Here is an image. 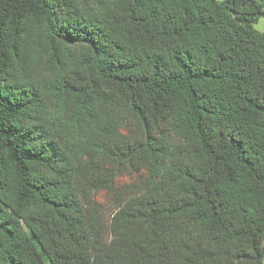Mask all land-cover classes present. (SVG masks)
Listing matches in <instances>:
<instances>
[{"label": "trees", "instance_id": "obj_1", "mask_svg": "<svg viewBox=\"0 0 264 264\" xmlns=\"http://www.w3.org/2000/svg\"><path fill=\"white\" fill-rule=\"evenodd\" d=\"M264 0H0V264H264Z\"/></svg>", "mask_w": 264, "mask_h": 264}, {"label": "rangeland", "instance_id": "obj_2", "mask_svg": "<svg viewBox=\"0 0 264 264\" xmlns=\"http://www.w3.org/2000/svg\"><path fill=\"white\" fill-rule=\"evenodd\" d=\"M255 27L260 30L264 29V15L259 18L258 22L255 24Z\"/></svg>", "mask_w": 264, "mask_h": 264}]
</instances>
